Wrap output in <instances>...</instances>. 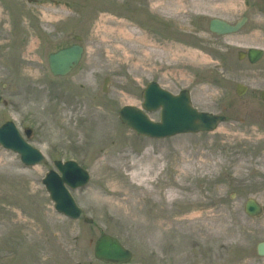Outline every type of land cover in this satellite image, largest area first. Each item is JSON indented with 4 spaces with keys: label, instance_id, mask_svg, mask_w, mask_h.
Masks as SVG:
<instances>
[{
    "label": "rangeland",
    "instance_id": "rangeland-1",
    "mask_svg": "<svg viewBox=\"0 0 264 264\" xmlns=\"http://www.w3.org/2000/svg\"><path fill=\"white\" fill-rule=\"evenodd\" d=\"M166 1L0 0V92L7 103H0V126L33 128L30 141L47 158L27 167L0 146V264H103L94 256L103 234L133 252L129 264H264L257 254L264 214L251 219L244 211L251 197L264 205V185L245 182L247 170L258 168L248 156L264 143V56L256 64L238 58L251 47L264 50V0H198L209 9L184 21L159 13ZM243 15L250 22L240 33L209 30L214 18L235 23ZM104 16L133 21L131 31L146 35V51L157 54L152 63L111 61L116 49L95 41ZM75 36L83 38V59L70 75L55 77L48 57ZM152 81L174 94L189 90L195 107L227 121L212 133L137 136L119 112L142 107ZM238 83L249 87L242 97ZM151 118L159 121L160 113ZM70 159L91 174L72 193L93 224L57 213L42 183L54 161ZM189 159L195 172L185 178ZM183 178L185 188L168 202L165 191Z\"/></svg>",
    "mask_w": 264,
    "mask_h": 264
},
{
    "label": "water",
    "instance_id": "water-1",
    "mask_svg": "<svg viewBox=\"0 0 264 264\" xmlns=\"http://www.w3.org/2000/svg\"><path fill=\"white\" fill-rule=\"evenodd\" d=\"M245 22L246 19L233 26L223 20L214 19L210 29L217 35L233 34L237 33ZM75 40L80 41L81 37H75ZM83 52L84 49L80 45H73L51 54L49 63L52 73L55 76L68 75L79 64ZM262 55V51L259 50L249 51L251 63H256ZM243 56L245 54L241 53L240 57ZM108 81L109 79L106 80L104 91L107 90ZM236 90L239 96H243L247 92V87L238 84ZM143 98L145 111L155 112L161 109L160 122H153L142 109L125 107L120 112L121 121L139 136L165 139L182 134L211 132L218 124L226 120L223 116H215L195 109L188 91L173 95L162 89L157 83H151L144 90ZM262 99L264 100V92H262ZM25 133L28 139L32 138L33 130L27 129ZM0 145L19 154L27 166H36L45 161L43 154L24 139L13 122H8L0 127ZM55 166L60 174L50 171L43 180L51 200L55 203V209L73 220L84 219L85 222L92 223V220L85 218L69 190L85 187L90 180L89 174L74 161L56 162ZM246 211L252 217H259L263 209L257 202L250 200ZM258 253L264 257V242L259 244ZM95 256L105 263L115 264H125L132 259V253L125 249L118 239L110 235H103L98 240Z\"/></svg>",
    "mask_w": 264,
    "mask_h": 264
},
{
    "label": "bare ground",
    "instance_id": "bare-ground-1",
    "mask_svg": "<svg viewBox=\"0 0 264 264\" xmlns=\"http://www.w3.org/2000/svg\"><path fill=\"white\" fill-rule=\"evenodd\" d=\"M162 11H159L162 16L170 20H186L195 15V11H204L209 9V5L198 0H175L166 1L158 3ZM125 18V17H123ZM103 24L98 28L99 35L103 34V37H97L96 42L100 43V46L108 45L109 49H116L115 53L112 55V60H119L121 64H133V65H146L150 62L152 57H155L156 52H147L146 47L150 46L151 43L148 41L146 35L141 32H132L131 29L135 27L133 21H125L115 16L102 18ZM134 30V29H132ZM148 160L153 161V165H158L159 158H148ZM147 161V160H146ZM145 163L144 158L135 162V165H140ZM193 165V160H188V164L183 171V175L187 178L190 174H194L195 170ZM191 165V166H190ZM209 168L211 166L209 165ZM137 174L132 173V179L135 178ZM176 182V185L171 184V186L165 191V199L170 202L175 198L177 193V188H185L184 179ZM147 183L146 180L142 184ZM164 199V198H163Z\"/></svg>",
    "mask_w": 264,
    "mask_h": 264
},
{
    "label": "flooded vegetation",
    "instance_id": "flooded-vegetation-1",
    "mask_svg": "<svg viewBox=\"0 0 264 264\" xmlns=\"http://www.w3.org/2000/svg\"><path fill=\"white\" fill-rule=\"evenodd\" d=\"M253 3L255 4V0H253ZM264 143H257V148L254 149L250 154V159H255L258 164L255 165L258 168L251 167L247 170L246 174V183H253L254 181H258L257 189L263 188L264 185ZM255 199L259 200L255 197Z\"/></svg>",
    "mask_w": 264,
    "mask_h": 264
}]
</instances>
